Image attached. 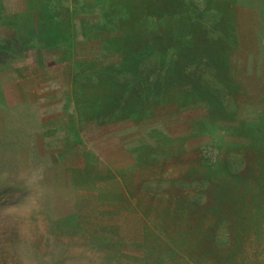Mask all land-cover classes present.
<instances>
[{"label": "rangeland", "instance_id": "374dc122", "mask_svg": "<svg viewBox=\"0 0 264 264\" xmlns=\"http://www.w3.org/2000/svg\"><path fill=\"white\" fill-rule=\"evenodd\" d=\"M198 1L0 0V264H264V0H238L236 32L221 14L249 135L201 132L204 103L181 90L144 103L166 131L141 137L154 120L99 121L88 86L119 22L189 19Z\"/></svg>", "mask_w": 264, "mask_h": 264}, {"label": "trees", "instance_id": "16d2710c", "mask_svg": "<svg viewBox=\"0 0 264 264\" xmlns=\"http://www.w3.org/2000/svg\"><path fill=\"white\" fill-rule=\"evenodd\" d=\"M233 1L231 8L223 1L219 12L206 8V3L213 5L215 2L219 3V0L191 2L190 6L194 12H189H192L189 19L183 14L177 16L171 13L168 19L161 18L160 25L155 21L156 17L158 19L156 15L150 16L155 21L151 24L138 23V20L143 22L141 21L143 18L145 21L151 15L149 10L144 15L137 16V24L133 27L122 28V22H119L118 31L117 29L109 31L112 34L109 36V50L102 52L109 56L100 55L101 58L93 62L94 66L93 63L89 64L92 65L90 68L92 75L88 76V86L98 98L99 107L95 110L99 121L108 116L109 124L126 122L128 126L130 125L129 127L126 125L127 129L134 131L137 129L133 126L143 123L145 119H152L154 121L148 124L150 128L139 130L140 136L147 138L148 134L158 129L165 133L166 129L156 110L144 103L147 101H154L152 105L158 103L157 101L161 104L167 103L173 101L178 91L187 90L190 94L189 101L204 103L202 104L204 106H195L203 107L199 108L198 113L202 114L201 132L207 133L215 127H228L232 133L242 132L249 135L251 128H254V122L251 123V119L241 120L239 106L234 102L236 94L227 87L232 84L229 72L230 51L236 49L228 41V35H232L229 31L232 23L235 32L237 29L235 22L238 0ZM208 14H217L215 17L220 24L218 27L211 23L215 17ZM221 14L222 18L227 16L226 22L232 21L227 24L228 26L225 25L226 31L223 30ZM177 17L178 21L175 20ZM208 21L210 23H207ZM174 27H179L177 35L183 38L189 37L190 34L198 36L197 44L183 39L176 43L170 38L171 34L176 35L178 31ZM172 41L175 43H171ZM189 54H192V57ZM79 65L77 61L76 69H79ZM76 75L77 82L81 83L80 75ZM200 86L201 88L197 90ZM223 98H227L226 101H222ZM243 125L247 127L241 129ZM250 136L247 138V144L234 140L231 145L244 151L247 149L246 146L251 147ZM12 188L14 187L6 189L3 195L10 194Z\"/></svg>", "mask_w": 264, "mask_h": 264}]
</instances>
